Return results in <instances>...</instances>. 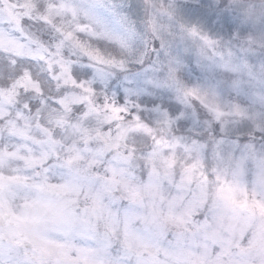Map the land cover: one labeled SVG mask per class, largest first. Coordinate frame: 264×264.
<instances>
[{
	"label": "snow or ice",
	"instance_id": "obj_1",
	"mask_svg": "<svg viewBox=\"0 0 264 264\" xmlns=\"http://www.w3.org/2000/svg\"><path fill=\"white\" fill-rule=\"evenodd\" d=\"M0 264H264V0H0Z\"/></svg>",
	"mask_w": 264,
	"mask_h": 264
}]
</instances>
